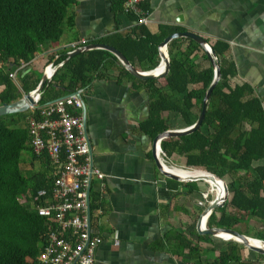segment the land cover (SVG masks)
Segmentation results:
<instances>
[{
	"label": "trees",
	"instance_id": "trees-1",
	"mask_svg": "<svg viewBox=\"0 0 264 264\" xmlns=\"http://www.w3.org/2000/svg\"><path fill=\"white\" fill-rule=\"evenodd\" d=\"M74 1L0 0V104L14 102L20 98V92L27 93L36 87L40 75L27 72L26 65L40 48L51 47L59 40L66 9ZM110 1L111 12L122 14L124 0ZM125 15L137 22L136 16ZM176 31L162 28L158 35H151L142 25H137L127 35L113 34L93 43L112 47L133 67L142 65V71H148L157 65L158 45ZM185 41L187 44L183 50L180 40L169 42L166 76L144 82L132 78L105 51L77 54L64 62L50 82L43 85L37 106L85 89L107 65H111L118 75L136 84L151 85L161 80V86L150 87L148 115L139 124V129L150 140L169 129L162 118L164 112L177 116L183 128L188 127L200 113L204 92L212 79V69L208 66L194 70L193 53L199 46L190 40ZM212 50L218 62L220 78L209 95L199 128L183 137L162 140L160 149L165 159L178 157L186 168L202 170L223 180L226 176L232 178L227 184L230 197L221 208L211 213L207 227L236 230L235 226L240 223L243 214L264 225L262 102L254 97L244 100L251 93L245 86H229L228 80L234 73L221 58L225 46L214 45ZM53 57L50 55L49 60ZM65 58L64 52L60 53L54 66ZM20 63L25 66L17 72V85L8 75ZM144 64L147 68L143 67ZM27 116L28 111L0 117V264H34L47 230L44 218L29 209L27 203H18L21 198L27 202V195L32 197L39 190L49 191L53 181L46 156L36 157L28 147ZM23 153L29 158L30 168L26 171L20 168ZM35 161L40 163L37 170L33 169ZM256 161L261 165L251 167ZM239 171H244L247 176L242 181L235 178ZM187 193H192L191 187ZM215 213H218L217 217ZM193 235L196 239L194 243L181 236L176 246L177 253L185 250L187 260L193 264H256L257 258H264L257 255L254 261L243 259L240 253L242 246L226 242L223 250H213L216 256L212 260H201L205 252L198 244L210 241V237Z\"/></svg>",
	"mask_w": 264,
	"mask_h": 264
},
{
	"label": "crops",
	"instance_id": "crops-1",
	"mask_svg": "<svg viewBox=\"0 0 264 264\" xmlns=\"http://www.w3.org/2000/svg\"><path fill=\"white\" fill-rule=\"evenodd\" d=\"M111 5L110 0H75L66 9L59 40L51 47L40 48L26 65L27 72L41 76L47 65L54 66L60 53L95 44L113 34L127 35L137 25L151 35H158L162 28H173L175 33L198 35L211 48L224 45L222 61L234 73L228 80L229 86H245L251 93L244 100L254 97L264 104V0H144L140 8L145 21L140 24L123 13L113 14ZM178 40L183 50L187 39ZM50 55H54L52 60ZM157 60L158 65V52ZM193 60L195 71L211 67L200 47L194 51ZM141 67L136 64L133 68L145 72ZM12 73L15 75L11 80L17 84L18 73ZM161 85V80L151 85L136 84L107 65L82 89L91 165L102 175L101 179L92 178L88 189L92 208L90 232L101 239L93 264H193L187 260L185 250L177 253L176 246L181 236L196 241L193 234L197 235L198 216L193 220L196 211L191 210L194 203L190 202L188 210L183 202L194 201L198 194L192 198V193H187L189 186L183 185L186 183L169 180L158 171L152 156V140L139 129L148 115L150 87ZM162 118L168 130L183 128L173 114L164 112ZM174 158L179 161L177 168L190 169L178 157ZM258 165L261 162L256 161L251 167ZM245 177L244 171L235 176L241 181ZM231 179L226 176V187ZM197 183L198 187L199 183L205 184ZM229 197L228 192L226 201ZM235 228L241 235L264 241V225L246 214ZM253 228L255 235L250 233ZM198 246L205 252L201 260L216 256L211 237ZM240 253L250 261L259 255L244 247Z\"/></svg>",
	"mask_w": 264,
	"mask_h": 264
},
{
	"label": "built area",
	"instance_id": "built-area-1",
	"mask_svg": "<svg viewBox=\"0 0 264 264\" xmlns=\"http://www.w3.org/2000/svg\"><path fill=\"white\" fill-rule=\"evenodd\" d=\"M144 0H124L122 12L145 21L140 5ZM20 63L18 70L24 68ZM49 70L54 66H46ZM15 73L8 77L14 78ZM82 90L42 106L28 108L26 118L28 147L36 157L46 156L53 178L49 191L39 190L29 199V209L44 218L47 225L44 244L34 264H93L94 252L100 237L90 232L89 184L102 175L92 167L88 136L84 124ZM264 114V104L261 103ZM200 193L195 206L203 207L215 197L214 188ZM209 200V201H208Z\"/></svg>",
	"mask_w": 264,
	"mask_h": 264
},
{
	"label": "water",
	"instance_id": "water-1",
	"mask_svg": "<svg viewBox=\"0 0 264 264\" xmlns=\"http://www.w3.org/2000/svg\"><path fill=\"white\" fill-rule=\"evenodd\" d=\"M179 38L187 39V40L194 42L204 51L211 65L212 79L210 81V84L208 85V87L206 88L204 92L202 102H201V110L196 120L194 121V123L188 127L181 128V129L165 130L162 133L158 134L152 140L151 147H152L153 160L155 162V165L158 171L165 178L169 180H173V181H177L181 183H188V182H205V180L208 179L212 183L218 185L221 188L222 194L219 196L215 194V197L211 200V202H209L207 206L203 208L200 214L198 215L196 222H195V231L197 235H207L211 238H216L218 234L222 233L228 236V238H225V242H233L235 244H238L248 249L249 251L253 253L264 256V248L260 246H256L252 243V241H255V242H264V241L248 238L230 229H222V228H216V227L206 228L205 224H206L208 217L211 215V213L214 210L221 208L224 205L226 198H227L228 191H227L226 183L224 182L222 178H219L205 171H204L205 176H202V177L179 178L165 171L163 168V167H169V166L165 164L164 155L162 154V151L160 149V142L168 138H179V137L189 135L199 128L203 120V117H204L205 107H206V103L209 98V95L220 78L218 62H217L216 56L212 48L208 46L205 40L199 37L198 35H195L189 32H177V33H173L169 35L168 37H166L157 47L158 58H159L158 65L154 69L148 70L145 72L136 71L131 66V64L118 51H116L110 46H107L104 44H87V45L75 48L72 51L66 53L65 54L66 58L62 62H60L58 65L54 66L53 69L49 70L47 67H45L43 69V72L39 78V81L36 87L32 91L24 93L22 97H20L14 102H11L8 104H0V117L26 112L30 106H33L34 104H36L42 92L43 85L50 82L51 77L61 67V65L64 62H66L69 58L77 54L92 51V50H102V51L109 53L117 61L119 66H121L123 70H125L132 78L136 80L145 81V80H151L157 77H164L167 74L168 69H169V63H168L169 60H168V54L166 51V45L170 41L179 39ZM49 66H52V64H49ZM64 97L66 96L60 97L53 101L62 99ZM185 170H188V169H185Z\"/></svg>",
	"mask_w": 264,
	"mask_h": 264
},
{
	"label": "rangeland",
	"instance_id": "rangeland-1",
	"mask_svg": "<svg viewBox=\"0 0 264 264\" xmlns=\"http://www.w3.org/2000/svg\"><path fill=\"white\" fill-rule=\"evenodd\" d=\"M17 82V81H16ZM17 85H18V83H17ZM21 96L20 97H22V94H20ZM27 112V111H26ZM28 117V116H27ZM164 160H165V164L167 165V166H169V167H178V166H176L175 164H179V161H178V159H176V158H174L173 157V159H171V160H167V159H165L164 158ZM39 166H40V163H38L37 161H35V162H33V169H38L39 168ZM20 168L23 170V171H26V169H29L30 167H29V165H28V156L26 155V153H23L22 154V161H21V163H20ZM185 169V168H184ZM224 182L226 183V178L224 179ZM186 184H188V186L189 187H191V189H192V198L193 197H195L197 194H198V198L197 199H195L194 201H191V199H189V200H185L184 202H183V206H185V207H187L188 208V210H190V208L188 207L189 206V204H190V202H192V203H194L193 205H192V208H191V210L192 211H196L195 212V216L193 217V220H195L196 218L195 217H197L199 214H200V212L202 211V209L203 208H205L206 206H207V204H205V206H203V207H198V206H195V203H196V200H198V199H200V193L201 192H205L206 191V189L208 190V186H206L205 184L204 185H202V183H199V187H200V192H199V187H198V183L197 182H188V183H186ZM196 198V197H195ZM214 198V196L213 197H211V199L210 200H212ZM209 201V200H208ZM196 209V210H195ZM215 211V210H214ZM215 215H216V217L218 216V213H215ZM209 228V227H208ZM211 228V227H210ZM251 230V229H250ZM253 232V233H252ZM250 233H252V234H256V232H255V229L253 228L251 231H250ZM213 239V243H214V246H215V249L216 250H221V249H223L224 247H225V241H223V240H220V239H217V238H212ZM250 256H252V255H250ZM252 259H253V261L254 260H256V257H251ZM258 259V261L257 262H255L256 264H264V258H257Z\"/></svg>",
	"mask_w": 264,
	"mask_h": 264
},
{
	"label": "bare ground",
	"instance_id": "bare-ground-1",
	"mask_svg": "<svg viewBox=\"0 0 264 264\" xmlns=\"http://www.w3.org/2000/svg\"><path fill=\"white\" fill-rule=\"evenodd\" d=\"M165 171L179 177V178H195V177H202V176H205L204 174V171L202 170H197V169H188V170H185V169H181V168H176V167H163ZM206 184H209L211 185L212 187H215L214 188V191L215 193L217 194V196L221 195V188L212 183L210 180L206 179L205 182ZM217 239H220V240H223L225 241V238H228L227 235H224L222 233L218 234L216 236ZM252 243L256 246H260L262 248H264V242H255V241H252Z\"/></svg>",
	"mask_w": 264,
	"mask_h": 264
}]
</instances>
